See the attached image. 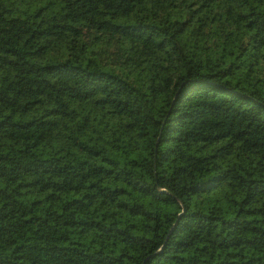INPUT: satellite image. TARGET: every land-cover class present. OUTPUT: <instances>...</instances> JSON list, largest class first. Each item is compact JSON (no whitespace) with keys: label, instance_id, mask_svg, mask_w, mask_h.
Masks as SVG:
<instances>
[{"label":"trees","instance_id":"1","mask_svg":"<svg viewBox=\"0 0 264 264\" xmlns=\"http://www.w3.org/2000/svg\"><path fill=\"white\" fill-rule=\"evenodd\" d=\"M0 264H264V0H0Z\"/></svg>","mask_w":264,"mask_h":264}]
</instances>
